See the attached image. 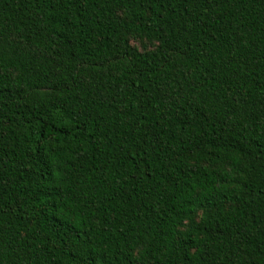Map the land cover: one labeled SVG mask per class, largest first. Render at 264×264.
<instances>
[{
    "label": "trees",
    "instance_id": "16d2710c",
    "mask_svg": "<svg viewBox=\"0 0 264 264\" xmlns=\"http://www.w3.org/2000/svg\"><path fill=\"white\" fill-rule=\"evenodd\" d=\"M0 264H264V0H0Z\"/></svg>",
    "mask_w": 264,
    "mask_h": 264
}]
</instances>
